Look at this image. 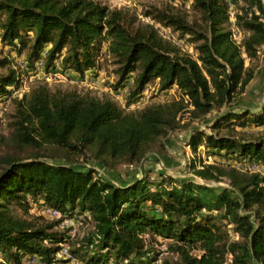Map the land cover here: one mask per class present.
I'll return each instance as SVG.
<instances>
[{"label": "trees", "instance_id": "16d2710c", "mask_svg": "<svg viewBox=\"0 0 264 264\" xmlns=\"http://www.w3.org/2000/svg\"><path fill=\"white\" fill-rule=\"evenodd\" d=\"M178 1L189 3L191 20L172 6L145 9L148 23L129 8L98 0H0V45L17 55L25 52L27 68L35 70L41 62L48 73L60 59L63 72L83 78L106 58L118 78L113 91L132 78L127 104L155 80L159 91L179 92L176 100L132 112L106 95L51 90L46 83L12 99L8 132L0 135L5 263L19 264L30 255L52 264L65 244L83 264H157L154 245L160 238L173 257L159 264H264V175L226 163L192 162L189 168L203 183L176 184L160 175L159 181L143 176L117 185L94 167L116 171L138 165L149 153L165 151L164 140L181 130L193 153L203 148L207 157L264 166V106L236 112L232 105L234 94L254 77L245 61L251 64L264 45V3ZM155 24L187 37L196 59L161 36ZM228 25L242 35L239 41ZM7 64L0 61V68ZM18 81L11 69L0 75V99H10ZM214 113L206 128L192 126ZM223 179L226 187L208 185ZM34 207L55 210L60 218L24 219ZM64 220L75 222L82 235L60 231Z\"/></svg>", "mask_w": 264, "mask_h": 264}, {"label": "rangeland", "instance_id": "374dc122", "mask_svg": "<svg viewBox=\"0 0 264 264\" xmlns=\"http://www.w3.org/2000/svg\"><path fill=\"white\" fill-rule=\"evenodd\" d=\"M101 3L109 6L110 8H129L134 11L138 18L144 22L152 23L149 18H143L142 13L145 9L149 7H157L159 9H166L169 6L175 8L180 15L185 16L188 20H191L195 13L190 9L189 3L182 4L178 0H98ZM264 3V0H262ZM230 20L233 23V11L230 12ZM158 32L164 38L170 40L172 43L179 48L181 53L190 55L193 59H196V54L193 50L192 45L187 41V37L180 39L177 33H173L171 29L164 28L158 24H155ZM227 30H231L233 33V38L239 41V32L235 30L233 25L226 26ZM8 61L5 68H0V75L7 73L9 69L15 72V76L19 79V86L17 88H11L12 93L10 99H0V135H6L8 132V123L10 122V115L13 113L14 104L12 99L22 98V96L28 93L32 88L39 84L46 83L48 88L62 89V90H75L77 92H91L93 95L101 97L106 95L116 101L119 107L124 112L138 111L150 104L165 103L179 98V92L175 87L170 88L166 91H159L158 81H152L146 85L143 92L130 104H127L128 88L131 84L132 78H129L127 83H124L117 91L112 90V86L117 82V76L114 73V65L109 59L102 58L99 60L98 68L85 72L83 78L80 76L70 73L63 72L61 70L60 59L55 62V67L45 73L42 69L41 62H37L35 70H31L25 63V52L21 55H17L14 50L7 47H2L0 45V61ZM245 66H251L254 70V77L250 83L246 86L242 93L236 92L233 97V107L234 111H242L249 109L251 111H257L264 106V45L259 49L257 58H255L250 64L247 60L245 61ZM218 115L216 113L211 114V116L202 124L197 123L192 124L193 127H199L201 129L206 128V125L215 119ZM187 115L181 117V122L186 121ZM209 131V129H206ZM238 130V129H237ZM247 131L254 130L253 127L246 128ZM186 132L184 130L172 133L168 138L164 140L166 145L165 151L162 153L151 152L146 155L143 160L138 165L131 166H121L116 171H107L94 165L95 169L98 171L99 176L105 178L106 180L112 182L113 184L126 185L136 179H140L146 176L151 182L159 181L160 175H166L175 181L176 184L193 180L200 183L202 181L194 177L189 165L194 162L196 166L203 164H210L213 162L230 164L237 169L242 171H248V168L254 166L257 167L261 175H264V166L260 162L254 161H242L237 162L230 159L229 157L211 156L207 157L205 150L199 148L197 153H193L189 147L186 146ZM61 164H66L62 160H57ZM77 168H87L86 166H80ZM208 185L213 187H226V180H221L218 183H208ZM15 211L21 215L20 209L15 208ZM42 215L37 207H34L28 211L26 215H22L24 219L33 220L38 223L49 222V218L39 219ZM43 216V215H42ZM70 221L79 236L82 235V229H79L75 222ZM60 231L67 229V227L58 228ZM167 241H163L160 238L157 239L154 248L159 253L158 260L159 263L163 260H170L173 256L166 252ZM66 246L65 244L60 245V247ZM61 249V248H60ZM35 259V260H34ZM57 262L52 264H83L80 262H68L61 255L60 251L56 254ZM5 263L2 257H0V264ZM157 263V264H159ZM5 264H15V263H5ZM19 264H46L42 259L36 256H24L21 258Z\"/></svg>", "mask_w": 264, "mask_h": 264}, {"label": "built area", "instance_id": "2783aa9c", "mask_svg": "<svg viewBox=\"0 0 264 264\" xmlns=\"http://www.w3.org/2000/svg\"><path fill=\"white\" fill-rule=\"evenodd\" d=\"M248 172L250 173H259V174H262L259 172V170L257 169V167H250L248 168ZM264 174V173H263ZM42 215L45 217V218H49V219H59L60 218V215L59 213H57L55 210H52V209H49V208H45L42 210ZM70 221L69 220H64L61 222V227H67L68 228V233H69V236L70 237H73L75 235V232H76V229L70 225ZM60 253L61 255L63 256V258L72 263V262H76L72 256L70 255L69 253V250H68V247L66 246H62L61 249H60ZM35 260V259H34ZM159 263V260L158 262ZM5 264V263H3Z\"/></svg>", "mask_w": 264, "mask_h": 264}]
</instances>
